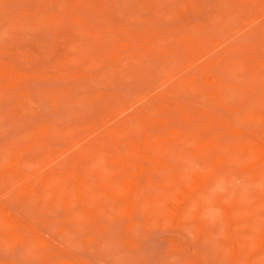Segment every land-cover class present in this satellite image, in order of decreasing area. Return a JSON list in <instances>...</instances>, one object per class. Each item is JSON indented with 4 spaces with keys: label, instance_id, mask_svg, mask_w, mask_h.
<instances>
[{
    "label": "rangeland",
    "instance_id": "1",
    "mask_svg": "<svg viewBox=\"0 0 264 264\" xmlns=\"http://www.w3.org/2000/svg\"><path fill=\"white\" fill-rule=\"evenodd\" d=\"M0 264H264V0H0Z\"/></svg>",
    "mask_w": 264,
    "mask_h": 264
}]
</instances>
